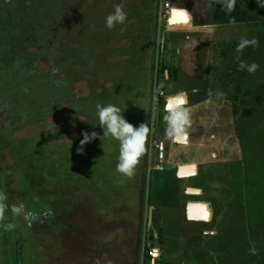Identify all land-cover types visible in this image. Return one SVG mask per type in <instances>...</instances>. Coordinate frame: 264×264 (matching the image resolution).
I'll return each instance as SVG.
<instances>
[{
    "label": "rangeland",
    "instance_id": "obj_1",
    "mask_svg": "<svg viewBox=\"0 0 264 264\" xmlns=\"http://www.w3.org/2000/svg\"><path fill=\"white\" fill-rule=\"evenodd\" d=\"M165 1L0 0V264H264V0H189V22ZM118 3L127 20L108 29ZM241 39L258 43L237 53ZM181 93L175 143L165 106ZM97 103L149 128L132 178ZM84 132L97 138L78 151Z\"/></svg>",
    "mask_w": 264,
    "mask_h": 264
},
{
    "label": "clouds",
    "instance_id": "obj_2",
    "mask_svg": "<svg viewBox=\"0 0 264 264\" xmlns=\"http://www.w3.org/2000/svg\"><path fill=\"white\" fill-rule=\"evenodd\" d=\"M229 13L235 8L236 0H216ZM210 7V5H209ZM184 17H188L187 10H180ZM127 20V13L124 11V4L118 3L114 5V11L105 17V26L108 29H113L116 25H124ZM235 18L232 17V22ZM125 29L122 27L121 31ZM255 39H241L237 45V53H242L243 49L248 46L257 45ZM241 69L246 68L248 72L255 73L259 65L255 62L246 64L240 61L239 56L236 57ZM181 96L183 93L180 94ZM183 99H172L165 106L166 115V135L175 143H185L188 136V128L190 127V113L187 107H184ZM121 109L114 104L96 105V116L99 120V125L103 129V135L111 136L119 142V161L116 165V171L128 178H132L135 173V168L139 163V159L144 152V145L149 132L147 124L141 123L138 127L128 122L122 115ZM83 139L80 141L81 147L78 151H83V146L97 138L96 132H84ZM102 136L100 138H102ZM7 195L0 192V221L4 220V213L8 205L5 203ZM13 216H18L23 212V205H14L11 208ZM15 227L14 223L4 224L5 231L12 230Z\"/></svg>",
    "mask_w": 264,
    "mask_h": 264
},
{
    "label": "water",
    "instance_id": "obj_3",
    "mask_svg": "<svg viewBox=\"0 0 264 264\" xmlns=\"http://www.w3.org/2000/svg\"><path fill=\"white\" fill-rule=\"evenodd\" d=\"M183 95H184V97L186 99L185 103H187V96L185 94H183ZM168 103H169V101H168ZM191 166L196 167L195 165H191ZM181 168H182V166H180V168H179V175L183 177L184 175L181 174ZM190 189H193V190L191 191ZM190 189H189V191L192 192V193L201 192L199 189H194V188H190ZM201 206H203L206 209V214H204L203 216H198V215L195 214L196 213V208L201 207ZM187 212H188V217L190 219H193V220L209 221L211 219V217H212V210H211V207H210L209 203H207V202H191L188 205V211ZM205 216H206V218H205Z\"/></svg>",
    "mask_w": 264,
    "mask_h": 264
},
{
    "label": "bare ground",
    "instance_id": "obj_4",
    "mask_svg": "<svg viewBox=\"0 0 264 264\" xmlns=\"http://www.w3.org/2000/svg\"><path fill=\"white\" fill-rule=\"evenodd\" d=\"M175 13H180V10L179 9H175L174 10L173 16H172V21H176V19L178 17L181 18L180 16L176 15ZM172 99H177V100L183 99L184 101L186 100L184 95H182V96L178 95V96L173 97V98L171 97V99H169V101L172 100ZM183 166L181 168V174L184 175L183 177L191 176V175L195 174V172H197V168L194 167V166H191V165H185L184 167ZM190 190L192 191L193 189H190ZM195 214L198 215V216H203L204 214H206V209L203 206L198 207V208H196V213Z\"/></svg>",
    "mask_w": 264,
    "mask_h": 264
},
{
    "label": "crops",
    "instance_id": "obj_5",
    "mask_svg": "<svg viewBox=\"0 0 264 264\" xmlns=\"http://www.w3.org/2000/svg\"><path fill=\"white\" fill-rule=\"evenodd\" d=\"M179 2H180L181 5L177 6L178 7L177 9L187 10L188 13L193 10L194 4L191 1H189V0H179ZM173 6H174V4H173ZM189 18H190V15L187 18H185V20H188L187 22H189L190 21ZM182 22H184V21H182Z\"/></svg>",
    "mask_w": 264,
    "mask_h": 264
},
{
    "label": "built area",
    "instance_id": "obj_6",
    "mask_svg": "<svg viewBox=\"0 0 264 264\" xmlns=\"http://www.w3.org/2000/svg\"><path fill=\"white\" fill-rule=\"evenodd\" d=\"M164 9L167 13V17L171 15L173 11V0H166L164 4Z\"/></svg>",
    "mask_w": 264,
    "mask_h": 264
},
{
    "label": "trees",
    "instance_id": "obj_7",
    "mask_svg": "<svg viewBox=\"0 0 264 264\" xmlns=\"http://www.w3.org/2000/svg\"><path fill=\"white\" fill-rule=\"evenodd\" d=\"M215 14H216V18L217 19H221V17H223V16H226L227 15V12L225 13H221V9H220V7L219 6H217V8L215 9ZM234 15V14H233ZM227 22H232L231 20H228Z\"/></svg>",
    "mask_w": 264,
    "mask_h": 264
},
{
    "label": "snow or ice",
    "instance_id": "obj_8",
    "mask_svg": "<svg viewBox=\"0 0 264 264\" xmlns=\"http://www.w3.org/2000/svg\"><path fill=\"white\" fill-rule=\"evenodd\" d=\"M176 15L180 16L181 18H185L182 13H175ZM206 218V216H205Z\"/></svg>",
    "mask_w": 264,
    "mask_h": 264
},
{
    "label": "flooded vegetation",
    "instance_id": "obj_9",
    "mask_svg": "<svg viewBox=\"0 0 264 264\" xmlns=\"http://www.w3.org/2000/svg\"><path fill=\"white\" fill-rule=\"evenodd\" d=\"M171 188H172V187H170L168 191H171ZM169 194H170V193H169ZM166 196H167V194L165 195V197H166ZM166 199H167V198H166Z\"/></svg>",
    "mask_w": 264,
    "mask_h": 264
}]
</instances>
